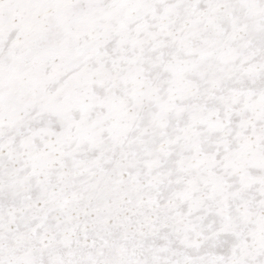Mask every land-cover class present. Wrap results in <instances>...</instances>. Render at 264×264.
I'll return each mask as SVG.
<instances>
[{
  "label": "snow or ice",
  "instance_id": "6c2138e0",
  "mask_svg": "<svg viewBox=\"0 0 264 264\" xmlns=\"http://www.w3.org/2000/svg\"><path fill=\"white\" fill-rule=\"evenodd\" d=\"M0 264H264V0H0Z\"/></svg>",
  "mask_w": 264,
  "mask_h": 264
}]
</instances>
